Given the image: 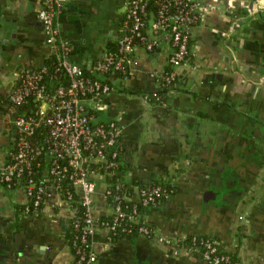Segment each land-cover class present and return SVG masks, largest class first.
Instances as JSON below:
<instances>
[{
	"label": "crops",
	"instance_id": "crops-1",
	"mask_svg": "<svg viewBox=\"0 0 264 264\" xmlns=\"http://www.w3.org/2000/svg\"><path fill=\"white\" fill-rule=\"evenodd\" d=\"M128 0H66L55 16L71 42V58L90 67L120 35ZM217 1V0H215ZM192 26L190 55L178 79L157 99L169 66V40L154 50L138 45L129 80L94 109L96 120L122 125V179L163 181L174 188L151 204L145 220L176 237L216 238L234 264H264V0H219ZM231 5L228 7L227 4ZM43 0H0V165L15 144L12 123L22 109L7 94L18 73L49 54L38 11ZM107 183L98 179L97 215ZM23 185L0 181V264H73V211L55 197L26 212ZM100 210V211H99ZM108 243V246L105 244ZM94 264H208L201 252L178 255L156 239L121 233L91 239Z\"/></svg>",
	"mask_w": 264,
	"mask_h": 264
},
{
	"label": "built area",
	"instance_id": "built-area-1",
	"mask_svg": "<svg viewBox=\"0 0 264 264\" xmlns=\"http://www.w3.org/2000/svg\"><path fill=\"white\" fill-rule=\"evenodd\" d=\"M65 1L43 0L38 11L49 47L47 56L55 58L53 68L50 70V65L41 63L21 70L7 94L13 109L26 107L31 100L36 106L24 107L12 120L15 144L7 161L0 165V181L8 189L17 185L25 187L29 196L26 212L38 213L55 197L72 209L73 264L97 261L91 239L101 228L108 230L109 241L119 231L141 234L163 243L170 254L198 250L208 264H234L232 255L212 236L173 237L145 220L139 205L167 199L174 188L163 181L136 184L115 179L119 175L117 158L124 148L123 128L115 119L96 120L93 111L101 108L104 97L116 90L117 80L126 81L132 76L130 61L138 45L154 50L169 40L173 47L169 65L175 73L165 70L160 87L165 81L177 79V67L190 55L192 26L206 12L217 9L219 0H154L155 11L148 8L151 0H128L124 31L116 39L117 48H107L103 57L90 67L71 58V42L55 21ZM227 6L231 7L229 3ZM48 74L52 85L45 81ZM153 94L161 98L158 91ZM41 125L46 126L47 135L43 141H34L32 137ZM39 157L46 160L48 174L37 180L34 165ZM99 178L107 183L103 193L107 203L106 209L97 215L95 193ZM64 181L72 184V189L65 193ZM74 197H78L84 213L78 214L80 204L73 202Z\"/></svg>",
	"mask_w": 264,
	"mask_h": 264
},
{
	"label": "trees",
	"instance_id": "trees-1",
	"mask_svg": "<svg viewBox=\"0 0 264 264\" xmlns=\"http://www.w3.org/2000/svg\"><path fill=\"white\" fill-rule=\"evenodd\" d=\"M148 8H149V10H154L155 9V3H154V0H151L150 1V3L148 4ZM156 10V9H155ZM154 10V11H155ZM124 24V23H123ZM123 31H124V29H123V27H122V30H121V33H120V35L123 33ZM191 41V40H190ZM109 45H108V48L109 49H116L117 48V42H116V40H114V41H110L109 43H108ZM157 49V48H156ZM54 57L53 56H47L46 57V59H45V61L43 62V63H47L48 65H50V70L53 68V61H54ZM175 73V70H174V68L171 66V65H169V66H167V68H166V73ZM51 78H50V74H48L47 76H46V82H48L49 83V85H52V82H51V80H50ZM178 79V78H177ZM177 79H175V80H173V81H171V82H166L165 81V85H163V87H160L161 89L160 90H158V92L160 93V94H163L164 92H166L167 90H168V88L169 87H171L173 84H174V82H176V80ZM35 106H36V103L35 102H33L32 100L30 101V103L29 104H27L26 105V107H29V108H35ZM25 107V106H24ZM24 107H20V108H18V109H22V110H24ZM25 107V108H26ZM47 130H46V126H44V125H41V126H39L38 128H37V130H36V132L34 133V135H33V137H32V139L34 140V141H36V140H38V141H43L44 140V137H46V135H47V132H46ZM123 153H124V148L122 149V151L120 152V154H119V156H118V161H119V167L117 168L118 169V176L117 177H115V179H118V178H121L122 179V174H123V166H124V161H125V158H124V156H123ZM35 171H34V176L37 178V180H40L42 177H44L45 175H47L48 174V171H47V169H48V164H47V162H46V160H44L42 157H39L37 160H36V163H35ZM151 181H154V180H144V179H136L135 180V183L136 184H145V183H148V182H151ZM72 189V184H70L68 181H64L63 182V185H62V191L65 193V191L67 190V189ZM73 202L74 203H79L80 204V202H79V199H78V197H74V199H73ZM110 203H112L113 201L110 199V201H109ZM150 205H147V206H142V205H139V208H140V210L144 213L145 211H146V209L149 207ZM32 207H33V205H32ZM23 210H24V207H23ZM32 212V211H31ZM40 212V211H39ZM82 213H84V207L80 204V209H79V213L78 214H82ZM104 217V215H102L101 216V218H103ZM72 233H73V229H72V227H71V233H70V243H71V245H72V248H73V251L75 250L74 249V246H73V242H72V239H73V235H72ZM121 233H125V232H123V231H119L117 234H115L114 235V237H117L118 235H120ZM199 235H201V234H199ZM114 239V238H113Z\"/></svg>",
	"mask_w": 264,
	"mask_h": 264
}]
</instances>
